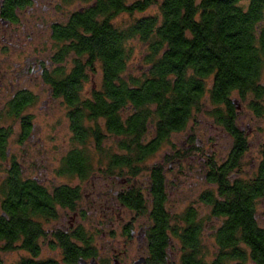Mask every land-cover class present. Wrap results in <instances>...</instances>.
Instances as JSON below:
<instances>
[{"label":"flooded vegetation","instance_id":"1","mask_svg":"<svg viewBox=\"0 0 264 264\" xmlns=\"http://www.w3.org/2000/svg\"><path fill=\"white\" fill-rule=\"evenodd\" d=\"M97 2L0 0V115L7 121L2 125L8 131L7 145L13 140L22 148V158H17L8 146V161L21 165L25 186L36 188L35 193L24 197L28 210L36 205L43 211L45 201L59 194L57 188H70L65 204H56L53 216L41 213L29 217L27 232L15 245L35 264H186L192 256L186 245L192 223L201 225L198 239L202 243L207 220L213 224L215 246L226 235L230 216L221 209L227 197L224 183L233 192L238 186L244 188L250 204L253 189L261 193L255 205L257 210L264 207V76L260 80L261 95L251 91L244 100L234 95L232 113L225 106L218 107L219 113L230 114L231 123L227 127L216 120L212 165L202 163L209 143L202 142L199 132L190 135L186 127L171 133L131 173L121 162L125 154L121 125L110 126L111 121L104 116L97 121L87 117L75 127L72 113L76 105L66 97L73 91L81 102L91 103L104 82L100 73L90 70L78 80L73 77L76 63L83 59L70 52L71 41L62 38L94 11ZM153 129V135L145 138L146 144H152L158 136ZM93 131L100 132V146ZM174 135L186 136L182 142H170ZM53 147L55 156L50 159L47 154ZM78 150L81 157L76 159ZM73 164L84 166V178L76 172H62ZM95 165L101 170L99 180H93ZM193 170L201 172L197 181L212 189L202 191L200 204L187 207L178 217L169 197L185 187ZM211 173L213 182L209 180ZM50 175L54 180H64L56 185ZM74 180L78 183L71 184ZM132 192L140 199L128 198ZM207 192L213 194V207L203 200ZM46 196L50 198L45 200ZM229 196L234 197L232 192ZM161 197L166 198L167 222L153 207ZM3 201L0 198V206ZM32 225L38 227L36 231ZM6 243L9 241L0 244ZM33 243L38 248L37 256L25 248ZM45 245L49 248L46 260L41 258ZM245 256L251 262L249 250ZM21 258L12 264H18Z\"/></svg>","mask_w":264,"mask_h":264},{"label":"trees","instance_id":"2","mask_svg":"<svg viewBox=\"0 0 264 264\" xmlns=\"http://www.w3.org/2000/svg\"><path fill=\"white\" fill-rule=\"evenodd\" d=\"M153 7L157 11L148 15ZM121 13L133 19L123 29L114 24ZM71 29L62 38L70 40L68 50L83 59L76 63L73 77L78 80L90 70L104 79L91 103L81 102L77 92L66 95L68 102L76 105L72 113L75 127L87 117L97 121L104 116L111 121L110 126L121 125L119 134L124 137L125 150L121 162L131 173L171 133L184 130L192 116L201 111L202 102L211 107L215 122L220 119L229 127L230 114L219 113L218 107L225 106L232 113L234 95L244 100L251 91L256 95L263 93L260 80L264 76V0H98L94 11ZM133 41H139L145 51L139 77L129 73ZM3 120L0 115V168L5 172L0 184V198L4 200L0 206V243H9L0 244V252L22 253L15 242L27 232L29 217L41 213L53 216L55 205L65 204L70 188H57L59 194L49 202L46 199L50 197L46 196L43 211L36 205L28 210L24 197L35 193L36 188L25 186L21 165L8 161V131L2 127ZM153 126L158 136L149 145L145 138L153 135ZM92 135L100 146V132L93 131ZM80 157L78 150L74 158ZM209 162L212 165V160ZM69 167L62 172L85 177L84 166ZM209 180L214 181L212 173ZM224 185L227 197L221 209L230 221L226 235L216 244L219 250L208 260L198 239L202 227L192 223L188 232L191 238L186 236L192 256L186 264H246V250L251 264H264V227L259 223L255 205L261 193L256 194L253 189L250 204L244 188L238 186L233 192L227 183ZM231 192L234 197L229 196ZM131 196L140 199L135 192L128 198ZM165 200L157 198L153 207L167 222ZM203 200L211 207L215 205L212 192H207ZM37 228L32 225L31 229ZM25 248L34 256L39 254L34 243ZM18 264L35 263L25 255Z\"/></svg>","mask_w":264,"mask_h":264},{"label":"rangeland","instance_id":"3","mask_svg":"<svg viewBox=\"0 0 264 264\" xmlns=\"http://www.w3.org/2000/svg\"><path fill=\"white\" fill-rule=\"evenodd\" d=\"M157 11L156 7H153L152 9L147 11V14H154ZM146 14V15H147ZM133 19L131 16H129L126 13H121L115 20L114 24L119 26L121 29L128 26L130 23H132ZM133 52L130 59V67H129V73L132 75H135L139 77L143 73L144 65H143V58L145 56V51L143 46L140 44L139 41H133L132 42ZM211 107L208 106L205 102H202L201 104V111L195 113L190 122L187 124V132L191 135L196 132L200 133V138L202 139V142L209 143V145L204 150V159L202 161L203 164H207L210 159H212V145L214 138V127L216 126V122L214 118L210 114ZM4 125L7 124V121L5 122V118L2 122ZM186 135H178V136H172L170 137V142H182ZM9 148H11L12 154L16 155L17 158H22V148L14 143L13 140H11L8 144ZM49 153L47 154L48 158H54L55 156V148H49ZM210 156V157H209ZM151 162V161H150ZM1 163V162H0ZM145 166H149L146 163ZM4 173L0 168V180L3 178ZM101 170L99 166H94V177L93 180H99ZM206 173V172H205ZM193 176L191 179L186 183L185 187L182 188L180 191L174 190L172 192L171 196L169 197L170 207L174 211V215H177L179 217V214H181L187 207L189 206H198L199 203V195L202 191H208L211 190L212 187L207 185L205 182H198L196 179L197 174H201V172H196L193 170ZM172 177L175 178V174L172 175ZM50 181H53L56 185L62 183V178H56L53 179V175L49 176ZM78 181H71V184H77ZM197 184V185H196ZM50 186V184H49ZM207 208V207H206ZM258 217L260 218V225L264 227V207H258L257 210ZM208 222L204 223V240H203V247H204V254L208 260H211L213 256L216 253V246L214 244L213 237L211 236L213 231V224L212 222H209L210 220H207ZM43 259H47L49 257V248L45 245L43 247ZM25 256L24 253H5L0 252V264H12L15 260H17L19 257ZM229 264H235V262H230ZM246 264H251L249 261L246 262Z\"/></svg>","mask_w":264,"mask_h":264}]
</instances>
